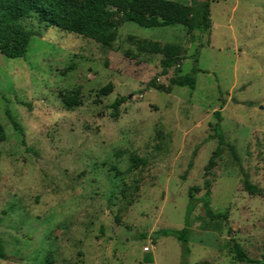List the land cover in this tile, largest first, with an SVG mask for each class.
Wrapping results in <instances>:
<instances>
[{"label":"rangeland","instance_id":"374dc122","mask_svg":"<svg viewBox=\"0 0 264 264\" xmlns=\"http://www.w3.org/2000/svg\"><path fill=\"white\" fill-rule=\"evenodd\" d=\"M174 1L193 13L209 1L211 25L123 22L101 42L20 19L36 33L25 57L0 54V264H181L182 244L157 232L184 226L206 179L228 220L198 203L186 263L247 264L234 240L264 258V0ZM150 42L176 47L167 74ZM194 67V89L172 84ZM216 110L239 161L224 147L205 174Z\"/></svg>","mask_w":264,"mask_h":264},{"label":"trees","instance_id":"16d2710c","mask_svg":"<svg viewBox=\"0 0 264 264\" xmlns=\"http://www.w3.org/2000/svg\"><path fill=\"white\" fill-rule=\"evenodd\" d=\"M33 12L38 13L41 19L49 21L64 30L76 32L101 42H104L109 33L117 29L123 22H134L141 27H165L181 24L191 31L196 29L206 31L211 25L209 1L204 3L203 8L199 9L197 13H193L187 5L174 0H0V42L5 44L0 49V54L10 58L26 56L30 40L36 32L24 28L20 24V19ZM147 13L148 16H146ZM150 43L153 52L165 55L162 61V74H167L169 68L181 60L179 56L174 54L176 47L171 44L161 47L157 42ZM197 71L198 69L194 67L191 73L174 78L172 84L194 89L197 82ZM149 85L167 91L170 90V87L158 84L156 79L151 80ZM126 99V96L116 97L111 105L114 109V116L118 115L120 106ZM248 103L253 104V102ZM214 114L217 122L213 126L214 132L211 137L218 139V145L206 165L205 174H208L216 159L222 155L224 147H227L231 155L239 161L235 146L227 142L222 131L221 111L216 110ZM9 117L11 118L10 114ZM13 123L15 126L17 125L15 121ZM4 139L5 134L0 129V143ZM29 150L32 149L29 148ZM191 167L192 162L189 164V168ZM244 186L251 194L261 192V189L252 184L246 174H244ZM205 187L207 191L202 199L194 196L193 191L196 188H190L186 219L182 228H165L157 232L158 235L173 236L182 244L181 264H187L186 259L190 253L188 243L192 230L191 216L200 201H203L204 213L208 218L228 220L227 213L214 212L210 206V180H205ZM146 236L147 234H142V238ZM232 249L236 258L243 263L264 264V258H251L241 244L235 240ZM0 255L3 254L0 253Z\"/></svg>","mask_w":264,"mask_h":264},{"label":"built area","instance_id":"2783aa9c","mask_svg":"<svg viewBox=\"0 0 264 264\" xmlns=\"http://www.w3.org/2000/svg\"><path fill=\"white\" fill-rule=\"evenodd\" d=\"M146 250H149V248L147 247Z\"/></svg>","mask_w":264,"mask_h":264}]
</instances>
